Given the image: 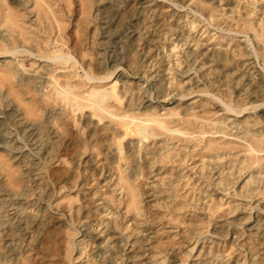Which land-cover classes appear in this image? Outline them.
Returning <instances> with one entry per match:
<instances>
[{"label":"bare ground","instance_id":"6f19581e","mask_svg":"<svg viewBox=\"0 0 264 264\" xmlns=\"http://www.w3.org/2000/svg\"><path fill=\"white\" fill-rule=\"evenodd\" d=\"M0 66V264H264V0H0Z\"/></svg>","mask_w":264,"mask_h":264},{"label":"rangeland","instance_id":"374dc122","mask_svg":"<svg viewBox=\"0 0 264 264\" xmlns=\"http://www.w3.org/2000/svg\"><path fill=\"white\" fill-rule=\"evenodd\" d=\"M188 16L191 17L192 14L188 13ZM116 55L121 56L120 50L115 49ZM115 59V57H114ZM1 69V66H0ZM29 69V67H28ZM15 102L13 97L10 98V102L6 105L3 103H0V112H7L8 109H14L15 108ZM41 172L42 176H44V185L47 188V196L43 198L39 202V206L42 207V209L46 210V212L51 216L54 220V222L57 224V226L60 228L61 231H63V236L67 242H69V247L71 246V242L74 238H77V229L78 226L76 225L74 221V213L73 210L78 205L81 204L80 197L77 192L76 188H72L68 182H66V178H61V180H54L50 176V172L52 169H60L62 171H66L67 169L70 170L71 165L67 161H60L57 163H47V162H41ZM9 174H13L16 178H19L21 180V174L22 169L13 164L9 158L6 156L3 151L0 150V175L3 181L7 180V176ZM123 207H121L122 209ZM121 212H125L124 209H122ZM71 250L73 248H70ZM28 253L32 257H36L35 251L28 250ZM74 256L73 250L68 253V256L66 257V263L65 264H72L71 259Z\"/></svg>","mask_w":264,"mask_h":264}]
</instances>
